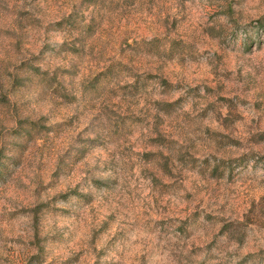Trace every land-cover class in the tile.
I'll return each instance as SVG.
<instances>
[{"label": "rangeland", "instance_id": "1", "mask_svg": "<svg viewBox=\"0 0 264 264\" xmlns=\"http://www.w3.org/2000/svg\"><path fill=\"white\" fill-rule=\"evenodd\" d=\"M0 264H264V0H0Z\"/></svg>", "mask_w": 264, "mask_h": 264}]
</instances>
